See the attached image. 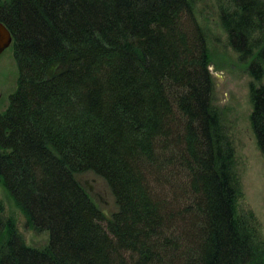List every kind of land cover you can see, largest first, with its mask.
Wrapping results in <instances>:
<instances>
[{"label": "trees", "instance_id": "16d2710c", "mask_svg": "<svg viewBox=\"0 0 264 264\" xmlns=\"http://www.w3.org/2000/svg\"><path fill=\"white\" fill-rule=\"evenodd\" d=\"M228 42L252 61L251 124L264 155V0H218ZM19 70L0 113V264H264L237 213L236 152L214 105L192 0H0ZM108 184L107 218L73 176Z\"/></svg>", "mask_w": 264, "mask_h": 264}, {"label": "rangeland", "instance_id": "374dc122", "mask_svg": "<svg viewBox=\"0 0 264 264\" xmlns=\"http://www.w3.org/2000/svg\"><path fill=\"white\" fill-rule=\"evenodd\" d=\"M192 1L196 19L208 39L214 105L221 114L236 152V173L240 183L237 213L244 226L252 224L264 241V155L251 124L252 78L248 70L252 61L241 60L230 47L220 19L223 5L218 0ZM18 77L13 48H9L0 56V113L7 110L10 96L17 88ZM261 84L264 85V79ZM78 180L107 218L111 219L118 212L116 199L104 179L94 173H85ZM0 202L4 208L3 218L14 224L29 246L41 249L48 245L49 232L36 233L27 229L24 215L2 185Z\"/></svg>", "mask_w": 264, "mask_h": 264}, {"label": "water", "instance_id": "95a60500", "mask_svg": "<svg viewBox=\"0 0 264 264\" xmlns=\"http://www.w3.org/2000/svg\"><path fill=\"white\" fill-rule=\"evenodd\" d=\"M12 42L10 31L0 22V56L12 46Z\"/></svg>", "mask_w": 264, "mask_h": 264}, {"label": "bare ground", "instance_id": "6f19581e", "mask_svg": "<svg viewBox=\"0 0 264 264\" xmlns=\"http://www.w3.org/2000/svg\"><path fill=\"white\" fill-rule=\"evenodd\" d=\"M83 174H85V173H78V174H75L74 176H73V178H75V180L77 181V182H79V178L81 177V175H83ZM1 185V184H0ZM3 187V186H2ZM4 188V187H3ZM27 227V226H26ZM27 229H29V230H32L33 232H36V233H43V231H36V230H34V229H32V228H29V227H27ZM22 236V235H21ZM22 238L24 239V237L22 236ZM24 241H25V239H24ZM25 243H26V241H25ZM26 245L28 246V247H31V246H29L27 243H26ZM31 248H33V247H31ZM45 248V247H44ZM37 249V248H36ZM41 249H43V248H41Z\"/></svg>", "mask_w": 264, "mask_h": 264}]
</instances>
